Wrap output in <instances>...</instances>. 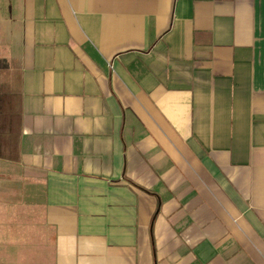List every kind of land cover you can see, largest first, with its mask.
Segmentation results:
<instances>
[{"label": "crops", "instance_id": "crops-1", "mask_svg": "<svg viewBox=\"0 0 264 264\" xmlns=\"http://www.w3.org/2000/svg\"><path fill=\"white\" fill-rule=\"evenodd\" d=\"M26 217L44 264H264V0H0V264Z\"/></svg>", "mask_w": 264, "mask_h": 264}, {"label": "rangeland", "instance_id": "rangeland-1", "mask_svg": "<svg viewBox=\"0 0 264 264\" xmlns=\"http://www.w3.org/2000/svg\"><path fill=\"white\" fill-rule=\"evenodd\" d=\"M36 220L37 219L32 217H26L23 219L24 228L22 227V230H20V232L22 231V235L21 238L19 235V240H17V244H19V246L17 250L15 249L12 252H14V255H16L21 262L23 261V257L25 255L29 264H44V260H39L48 257L49 251L46 248H43L46 235L41 233V227L38 225ZM21 223L22 219H19V226L22 225Z\"/></svg>", "mask_w": 264, "mask_h": 264}]
</instances>
